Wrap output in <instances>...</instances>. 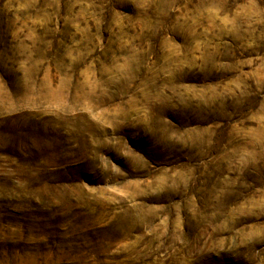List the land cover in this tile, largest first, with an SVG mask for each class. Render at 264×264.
I'll return each mask as SVG.
<instances>
[{"label":"rangeland","instance_id":"rangeland-1","mask_svg":"<svg viewBox=\"0 0 264 264\" xmlns=\"http://www.w3.org/2000/svg\"><path fill=\"white\" fill-rule=\"evenodd\" d=\"M0 264H264V0H0Z\"/></svg>","mask_w":264,"mask_h":264}]
</instances>
